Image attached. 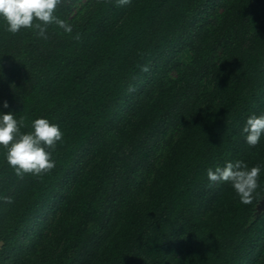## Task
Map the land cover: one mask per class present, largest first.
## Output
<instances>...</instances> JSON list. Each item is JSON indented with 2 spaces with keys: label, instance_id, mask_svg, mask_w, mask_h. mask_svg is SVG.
Wrapping results in <instances>:
<instances>
[{
  "label": "trees",
  "instance_id": "trees-1",
  "mask_svg": "<svg viewBox=\"0 0 264 264\" xmlns=\"http://www.w3.org/2000/svg\"><path fill=\"white\" fill-rule=\"evenodd\" d=\"M79 1L47 39L0 17V115L63 133L42 177L0 146V264H264V169L248 205L207 177L264 165V0Z\"/></svg>",
  "mask_w": 264,
  "mask_h": 264
},
{
  "label": "clouds",
  "instance_id": "clouds-1",
  "mask_svg": "<svg viewBox=\"0 0 264 264\" xmlns=\"http://www.w3.org/2000/svg\"><path fill=\"white\" fill-rule=\"evenodd\" d=\"M110 2V0H105ZM62 0H0V17L6 22V31L17 34L22 29H31L44 39H47V29L50 25H57L67 33L72 32V26L60 19L56 12ZM131 0H118V5L130 4ZM75 39L79 40L77 33ZM147 72V66L142 68ZM7 109L9 104L3 102ZM25 126L24 118L19 121L11 112L0 115V146L6 149L7 164L19 178L25 174L38 177L51 173L56 167L52 153L57 144L62 142L63 133L58 124L51 123L45 118L32 121L33 131L22 133ZM249 147H256L264 136V114H252L247 118L242 129ZM264 165L256 164L249 168L243 161L228 162L223 168L216 167L215 171L209 168L207 177L209 187L222 183H229L239 197L241 203H253L256 190L259 188V178ZM6 202L11 199L4 197Z\"/></svg>",
  "mask_w": 264,
  "mask_h": 264
},
{
  "label": "rangeland",
  "instance_id": "rangeland-1",
  "mask_svg": "<svg viewBox=\"0 0 264 264\" xmlns=\"http://www.w3.org/2000/svg\"><path fill=\"white\" fill-rule=\"evenodd\" d=\"M85 0H80L72 9V14L75 13L80 7L81 5L84 3ZM183 59L184 60H189V55L188 54H184L183 55ZM174 73V72H173ZM172 73V74H173ZM264 210V198L259 202V204L257 205V212L260 213ZM0 246H1V243H0Z\"/></svg>",
  "mask_w": 264,
  "mask_h": 264
}]
</instances>
